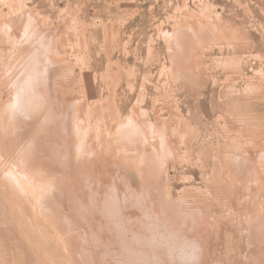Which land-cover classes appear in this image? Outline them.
Here are the masks:
<instances>
[{
    "label": "rangeland",
    "instance_id": "1",
    "mask_svg": "<svg viewBox=\"0 0 264 264\" xmlns=\"http://www.w3.org/2000/svg\"><path fill=\"white\" fill-rule=\"evenodd\" d=\"M136 250L264 264V0H0V264Z\"/></svg>",
    "mask_w": 264,
    "mask_h": 264
},
{
    "label": "bare ground",
    "instance_id": "2",
    "mask_svg": "<svg viewBox=\"0 0 264 264\" xmlns=\"http://www.w3.org/2000/svg\"><path fill=\"white\" fill-rule=\"evenodd\" d=\"M10 47V46H9ZM139 245H141V243L139 244ZM143 247V246H142ZM129 248H131V247H129ZM128 248V249H129ZM156 248V247H155ZM154 248V249H155ZM138 250H142V248L140 247H138L137 248ZM130 251V250H129ZM127 253H129L128 251H127ZM132 257L130 256V255H126V259H125V262L127 263V264H134L135 262L137 263V264H143L144 262H143V255H142V253H141V251H139V252H137V250L135 251V252H133L132 254Z\"/></svg>",
    "mask_w": 264,
    "mask_h": 264
}]
</instances>
